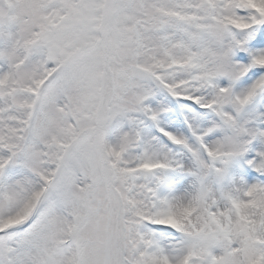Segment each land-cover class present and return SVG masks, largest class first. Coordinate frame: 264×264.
<instances>
[{
	"label": "snow or ice",
	"instance_id": "snow-or-ice-1",
	"mask_svg": "<svg viewBox=\"0 0 264 264\" xmlns=\"http://www.w3.org/2000/svg\"><path fill=\"white\" fill-rule=\"evenodd\" d=\"M0 264H264V0H0Z\"/></svg>",
	"mask_w": 264,
	"mask_h": 264
}]
</instances>
